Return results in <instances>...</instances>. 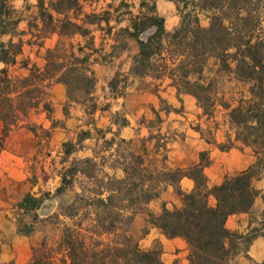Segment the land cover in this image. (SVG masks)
Listing matches in <instances>:
<instances>
[{"label":"trees","instance_id":"16d2710c","mask_svg":"<svg viewBox=\"0 0 264 264\" xmlns=\"http://www.w3.org/2000/svg\"><path fill=\"white\" fill-rule=\"evenodd\" d=\"M9 1L0 0V37L12 34L19 22ZM36 1L35 20L41 26L34 22L29 28L39 44L52 33L88 40L75 51L71 45L68 54L61 47L48 51L44 70L33 67L24 79L11 78L7 69L16 63L22 42L0 41L4 136L18 114L26 115L29 108L38 105L49 81L62 68L65 71L57 80L67 86L68 97L76 92L90 97L95 85L90 56L103 51L93 46L89 26L95 25L105 36L113 35L115 43L108 54L102 55L103 61L114 57L118 48L124 49L126 38L135 39L138 53L130 74L151 79L155 94L167 81L178 100L181 95H191L207 119L213 118L219 108L227 129L225 141L217 147L228 151L239 144L251 149L256 160L247 169L209 186L204 173L210 165L207 153L199 155L196 165L171 169L165 164L166 155L160 163L151 157L166 152L165 136L150 135L145 140H155L151 153L145 141L137 145L121 140L119 144L125 148L120 147L118 160L123 178L97 180L92 187H83L67 207L69 223L63 226L57 247L42 243L26 264H164L159 250L140 248L131 225L135 215L158 198L165 185L177 187L183 178L193 181L192 190L185 193L177 188L180 204L171 209L163 206L158 215H149L147 224L168 239L181 238L187 246V264H237L258 234L231 230L227 221L249 212L260 195L253 181L264 171V0H170L180 16L179 25L171 32L165 30L164 19L156 13V0H140L135 14L133 4L126 0L117 6L109 4L100 13L83 12L80 0ZM124 22L127 24L120 26ZM32 82V90L21 92ZM43 107L50 111L48 104ZM169 111L166 107L165 112ZM156 120L160 121L157 113ZM68 183L64 177L57 193ZM25 204L32 202L26 199Z\"/></svg>","mask_w":264,"mask_h":264},{"label":"crops","instance_id":"0c3cea01","mask_svg":"<svg viewBox=\"0 0 264 264\" xmlns=\"http://www.w3.org/2000/svg\"><path fill=\"white\" fill-rule=\"evenodd\" d=\"M22 1L20 5H15L18 4L15 0L9 1L8 5L14 13V19H19V22L12 30V34L0 37V41L4 43L22 42L21 53L15 58L16 63L7 67L13 79L28 77L33 67L39 69L40 72L43 71L48 51L61 47L68 54L71 45L74 46L75 51L77 46H84L88 40L79 35L66 37L52 33L42 39L39 44V41L32 37L33 31L29 28V24L34 22L39 27L41 26L39 20H35L38 15L37 1L21 0L20 2ZM80 1H82L85 13H100L112 4L109 1L105 7L92 5L86 9V0ZM127 2L133 4L132 12L135 14L140 0L137 3L129 0ZM156 13L164 19L167 32L173 31L180 23L176 5L170 0H156ZM113 24L114 22H111V25ZM126 24L124 22L120 26ZM89 28L92 29L94 48L103 49L102 53L94 52L90 56L89 67L95 78L94 89L90 97H85L81 92H76L72 98L68 97L67 86L57 80L58 76L65 71V68H62L49 81L50 84L45 89L42 99L38 101V105L29 108L26 115L18 114L9 125L5 136V122L0 110V138H2L0 147V264H26L32 258L34 249L39 248L42 243L49 246L54 240L59 223L52 224L48 222V218L58 212L60 206L70 205L83 188L81 185L83 173L77 171L76 174H69V169L74 163H87L86 161L93 163L97 169L98 181H107L109 178L121 179L124 173L118 160L119 142L121 140L132 141L140 145L150 135L154 137L156 134L166 135L168 141L166 152L160 151L151 156L158 158L159 163L164 155L167 157L165 164L171 169H184L199 162L198 155L192 162L173 163L175 166H172V147L175 143L183 142L185 137L183 135L175 137L179 133L176 130L170 132L169 124L163 132V123L172 113L182 115V109H173L175 107L168 104L163 94L171 96L173 100L180 103L183 100L195 102L198 110L196 118L198 120L204 118L205 124L216 119L218 114L223 123V111L219 108L213 118L207 119L206 116H202L201 109L191 95H181V100H178L175 89L167 87V81L162 84L161 91L155 94L151 91L154 83L151 79H142L130 74L133 57L138 53V43L135 39L126 38V47L118 48L114 57L103 61L102 55L108 54L111 46L115 44L113 35L105 36L104 32L97 29L95 25ZM117 28L113 29V32ZM60 61L62 60L59 59L58 62ZM3 67L4 65L0 64V68ZM33 82L21 92L33 88ZM33 97L31 96V101L35 102ZM156 99L160 104L169 107L170 111L165 112L166 107L158 110L153 104ZM44 104L49 105V112L44 109ZM150 108L152 115L156 117L157 113L160 118L158 125H151L153 118H147ZM162 112L164 117L161 116ZM117 116L123 117L125 124L120 125L116 120ZM226 129V126L217 122H214L212 129L206 126L209 136L216 138L220 134L221 139H214L216 144L224 142ZM168 134L173 135L174 138L168 140ZM154 142V139L151 142L145 141V146L150 153ZM205 142L214 143V141ZM103 144L105 145L102 146ZM116 145L117 148L113 150ZM66 147L69 148L68 152L65 151ZM243 152H234L233 155L239 160L245 156L246 161L240 163L238 160L232 167H226L224 172L227 171L228 176H231L230 172L239 173L254 164L255 157L250 156L246 150ZM228 153L220 152L219 154L227 157ZM204 173L209 181L207 168L204 169ZM64 177L69 182L68 186L62 192L57 193ZM93 179L95 178L87 181L89 182L87 187H92L96 183ZM179 184L185 188H180L185 193L193 188V181L188 178L181 179ZM170 186L165 185L164 187ZM253 186L260 192V195L255 199L252 208L247 213L231 216L241 218L236 229L238 232L243 234L249 231L258 232L247 251L237 259V264H262L264 261V171L259 179L253 181ZM26 199H29L32 204L23 206ZM168 240H174V244H181L187 252V246L181 238ZM179 254L174 252L171 259H168V257L164 258L166 254L162 252L160 258L164 264H174Z\"/></svg>","mask_w":264,"mask_h":264},{"label":"rangeland","instance_id":"374dc122","mask_svg":"<svg viewBox=\"0 0 264 264\" xmlns=\"http://www.w3.org/2000/svg\"><path fill=\"white\" fill-rule=\"evenodd\" d=\"M20 1L21 0H15V2L18 3L15 5H20L23 3V1L22 2ZM26 1L28 2V0ZM109 1L112 2L113 5L117 6L121 0H86L85 7L86 9H89V7L92 5H94L95 7H105V5ZM129 1L131 2L135 1V3L138 2V0H129ZM203 24L205 25L206 22L203 21ZM32 89L33 88H30V90ZM163 97L167 100L168 104L175 107L173 109H176V110L182 109V115L172 113L169 116V118H167V120H164L165 123H163V132L166 130L167 124H169L170 132L176 130L179 133V134H176L175 137H178L180 135L181 136L183 135L185 137L183 142L175 143L172 147L173 149V152L171 153L172 166H175L174 164H179V163L184 164L185 162L187 163L192 162L201 153H207V156L210 160V165L207 167V175L209 177L208 184L209 186H212L216 183H219L226 175L228 176V174H226L227 171L224 172V169L226 167H232V165H234V163L239 160L238 157L233 155L234 152L244 153L243 151L246 150L250 156L252 157L254 156L252 155L253 153H251L250 149H243L241 148V146H238V144H236L237 146L235 145L233 148H231L230 149L231 151L229 150L221 151L217 147L218 144L215 143V140L221 139L220 134H218L216 138L209 136L206 130V126L207 128L209 127L212 129V127L214 126V122L220 123L223 126V123H221V117L219 116V114L217 115L216 119H214L215 121L213 120V121H210L208 124H205L204 118L201 120H198L196 118V114L198 110L195 106V102H189V101L183 100L182 103H180L178 101L173 100L171 96H167L163 94ZM153 104L158 110L166 107L165 105L160 104L158 99H156ZM147 114H148L147 118H153L152 119L153 122L151 125L159 124L160 121H157L156 117L152 115L151 108L149 109ZM161 116L164 117L163 112L161 113ZM116 120L118 121L120 125L125 124V119L123 117L117 116ZM199 130L201 132H199ZM163 136H166V135H163ZM171 138H174V136L168 134V140H170ZM205 141H214V143L208 144ZM104 145L105 144H103L102 146ZM120 147L121 149L125 148L124 146H121V145ZM116 148H117V145L113 147V150ZM220 152H229V153L227 154V157H226V156L220 155L219 154ZM242 161L243 162L246 161L245 156L244 157L242 156V160L241 159L239 160L240 163H243ZM77 171L82 172L84 175V177L81 178V182H82L81 185L83 187H86L89 184V182L87 181L92 178H95L93 179V181L95 182L97 181V178H98V177L96 178L97 169L93 163L76 162L69 169V174H76ZM235 173H237V171L230 172L229 175H232ZM181 187L182 186H180V184L177 185V187L172 186V185L168 188L163 187L159 197L153 200L147 206H145L142 210H140L135 215L134 220L131 225L132 234L135 236V238H137L141 249L159 250L160 253L162 252L165 253L166 255L164 258L168 257V259H171V255L174 254V252L180 253L179 256L176 258L174 264H187V259H186L187 252L185 248H183L184 246H182L181 244L179 245L174 244L173 242L174 240H168V238L164 237L156 229L151 228L147 224L146 220L148 219L149 215H158L161 212L163 206H166L169 209H171L173 206H178L181 202V198L177 194V188L182 191V189H180ZM182 188L185 189L184 187ZM67 207L68 205L60 206L58 208V212L54 213L48 218V222H51L52 224L59 223V227L57 226L58 228L57 232L54 235V240L51 242L49 246L47 245V247L49 248L57 247L60 234H61V229L63 228L65 224L69 223V220L66 217L68 213ZM240 220L241 218L238 216L229 218L227 221V227L231 230H236L238 227V222Z\"/></svg>","mask_w":264,"mask_h":264}]
</instances>
